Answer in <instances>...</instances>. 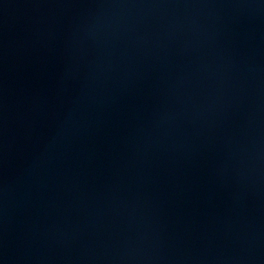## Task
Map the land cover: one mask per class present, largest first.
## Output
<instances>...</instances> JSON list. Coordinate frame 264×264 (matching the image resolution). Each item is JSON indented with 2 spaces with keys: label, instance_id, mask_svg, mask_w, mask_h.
I'll list each match as a JSON object with an SVG mask.
<instances>
[{
  "label": "water",
  "instance_id": "95a60500",
  "mask_svg": "<svg viewBox=\"0 0 264 264\" xmlns=\"http://www.w3.org/2000/svg\"><path fill=\"white\" fill-rule=\"evenodd\" d=\"M0 264H264V0H0Z\"/></svg>",
  "mask_w": 264,
  "mask_h": 264
}]
</instances>
